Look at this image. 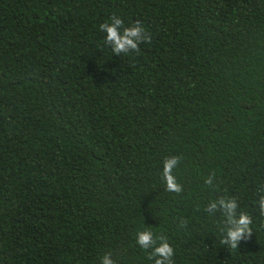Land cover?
I'll return each mask as SVG.
<instances>
[{
  "label": "trees",
  "instance_id": "16d2710c",
  "mask_svg": "<svg viewBox=\"0 0 264 264\" xmlns=\"http://www.w3.org/2000/svg\"><path fill=\"white\" fill-rule=\"evenodd\" d=\"M113 15L151 43L116 56ZM261 195L264 0H0V264H154L144 230L174 264H264ZM222 197L252 218L236 249Z\"/></svg>",
  "mask_w": 264,
  "mask_h": 264
},
{
  "label": "clouds",
  "instance_id": "9594fccd",
  "mask_svg": "<svg viewBox=\"0 0 264 264\" xmlns=\"http://www.w3.org/2000/svg\"><path fill=\"white\" fill-rule=\"evenodd\" d=\"M122 19L113 15L110 22L99 25V30L106 33L105 44L109 46L116 56L121 54L128 55L138 53L142 43H151V37L147 30L139 21H136L131 27H124ZM181 157H167L163 163L162 179L165 181L166 191L180 194L183 192V186L179 184L173 175V170L179 166ZM214 174L205 179V184L213 185ZM255 203L258 204V212L264 216V195H261ZM239 204L233 198H220L209 203L205 211L211 216L216 212H221L223 228L221 229L220 243L230 249H236L240 246L241 241L250 238L252 235L251 225L252 218L246 213H239L237 209ZM182 227L186 223L182 221ZM136 244L148 253V259L154 261V264H174L175 250L168 242L166 236L160 235L154 237L150 230L139 231L136 234ZM100 264H116L111 253H106L100 258Z\"/></svg>",
  "mask_w": 264,
  "mask_h": 264
}]
</instances>
